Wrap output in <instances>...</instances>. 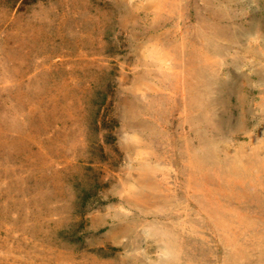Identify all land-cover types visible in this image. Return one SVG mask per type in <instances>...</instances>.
<instances>
[{
    "label": "rangeland",
    "instance_id": "obj_1",
    "mask_svg": "<svg viewBox=\"0 0 264 264\" xmlns=\"http://www.w3.org/2000/svg\"><path fill=\"white\" fill-rule=\"evenodd\" d=\"M0 264H264V0H0Z\"/></svg>",
    "mask_w": 264,
    "mask_h": 264
}]
</instances>
